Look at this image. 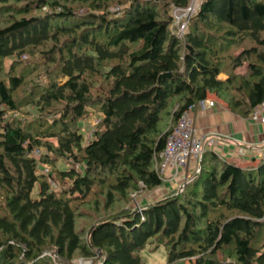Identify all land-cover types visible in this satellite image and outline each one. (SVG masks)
I'll list each match as a JSON object with an SVG mask.
<instances>
[{
    "label": "trees",
    "instance_id": "trees-1",
    "mask_svg": "<svg viewBox=\"0 0 264 264\" xmlns=\"http://www.w3.org/2000/svg\"><path fill=\"white\" fill-rule=\"evenodd\" d=\"M167 1L169 14H160V0H73L91 12L78 17L58 0H33L22 8L23 17L0 27V72L2 61L48 44L52 47L43 58L58 64V76L24 105L15 100L22 78L0 81V188L5 191L0 264H52L39 259L47 245L67 261L100 252L99 264H144L140 252L155 238L164 242L165 264L191 259L223 264L216 258L223 248L231 249L233 264H264V158L242 169L206 151L182 195L141 210L140 217L132 213L100 221L86 239L76 231L74 198L106 184L109 175L113 183L105 208L116 197L125 202L132 186L159 188L155 165L183 112L234 84L217 78L222 49L210 34L213 27L253 43L233 60L235 69L243 62L255 64H248L242 99L226 108L248 118L264 104V0H205L180 39L170 27L171 8L185 9L189 0ZM112 2L125 5L117 17L107 13ZM43 8L51 13L29 15ZM175 99L179 107L170 114L175 125L164 133L159 124ZM23 106L40 112L32 129L10 115ZM54 107L59 117L47 125L41 114ZM94 110L100 123L83 145L77 124ZM40 138L56 141L48 146L50 154L76 162L77 169L57 171L69 182L65 196L37 173L39 164L50 162L32 155ZM35 186L38 199L32 200Z\"/></svg>",
    "mask_w": 264,
    "mask_h": 264
},
{
    "label": "rangeland",
    "instance_id": "rangeland-1",
    "mask_svg": "<svg viewBox=\"0 0 264 264\" xmlns=\"http://www.w3.org/2000/svg\"><path fill=\"white\" fill-rule=\"evenodd\" d=\"M5 2H0V27L6 26L5 23H8L11 19H19L24 16L22 8L29 2L33 0H4ZM63 7H66L73 11L75 16L84 17L88 15L90 10L85 6L73 2V0H58ZM205 0H189L188 6L185 9L171 8V17L172 24L171 30L175 33L177 39L181 37L178 36L180 25L186 24V26L191 23L195 14L199 10L201 4ZM160 14L162 11H170V7H166L168 4L167 0H160ZM166 7V9L164 8ZM125 7V5H119L115 2H112L108 5L107 13L116 17L119 15L120 11ZM43 13H51L48 8H43L39 11H31L29 15H39ZM94 14H99V12H94ZM214 26V25H213ZM226 28L218 29V27H213L210 31V34L216 39V47H221V52L217 54L216 61L219 65V76L217 77L220 81L226 82L228 79H232L234 84L229 86H224L222 88V93H220L221 99L218 98L216 93L209 94L206 101L209 100L215 105L219 103L222 107H227V104H230L231 101L241 100L244 95V89L242 88V83L248 80V64L254 63V60L250 62H243L239 68H233V60L236 59L243 51L248 50L253 47V43L248 40L247 36L243 38L231 39L226 34ZM63 42V41H62ZM60 45L61 46V43ZM52 44H48L45 47H38L35 49H30L28 52L24 53L21 56L9 58L2 61L1 72H0V81L5 82L6 78L10 75L19 76L22 78V86L15 92V100L17 104H25L31 102L33 99L34 93H39L41 88L47 85L48 81L56 78L58 76V64L46 62V59L43 58V55L51 49ZM58 62V54H54L52 57ZM96 80L100 81L97 77H94ZM241 79V80H240ZM243 80V81H242ZM239 88V90H238ZM226 103V104H225ZM179 107V100H171L168 102V108L165 111V114L162 115L159 128L161 131L169 132L175 125V121L172 119L170 114ZM59 108H52L48 111H43L41 117L44 118L43 122L46 121L47 125L51 124L53 119H58ZM227 109V108H226ZM31 111V112H30ZM29 113H33L29 114ZM263 113V115H262ZM40 114L33 110V107L23 106L20 108L14 115L10 114L13 121L18 122L21 126L30 127L34 125L37 121L35 115ZM260 114L264 117V109L260 110ZM250 116L248 117V119ZM49 123V124H48ZM100 118L97 114V111H91L89 117L86 120L78 123V131L82 134L83 145L88 142L91 138L93 131L99 126ZM33 127H30L32 129ZM45 129V128H44ZM47 129V127H46ZM31 131V130H30ZM56 132V131H55ZM36 133V132H34ZM34 133H31L33 136ZM50 134L51 132L48 131ZM46 137H48V135ZM205 136V135H204ZM43 137V136H41ZM39 144L41 147L33 149L32 155L36 158L47 156L50 160L49 164L37 166V173H41L44 176L45 180L48 181L49 188L54 191L56 194H61L65 196L66 191L69 187V182L60 180L57 175V171L67 170L69 168H76L77 165L74 160L67 158H56L55 155L50 154L48 146L55 147L56 141L51 138H40ZM264 158V152L258 158ZM200 166V165H199ZM198 166V167H199ZM196 165H192L186 171L181 174L173 184L171 188L163 187L165 184L162 183V186L153 190H145L140 184L128 191V196L125 200H120L119 197H116L114 203L110 208H105L106 197L105 194L108 190V187L113 183V178L109 175L107 178L106 184H96L92 187L91 191L85 196L76 197L75 200L71 202L72 209L75 215V228L79 235H82L84 239L89 232V230L97 225L100 221L113 219L115 217L124 216L125 214H137L139 217V212L141 210L167 198L170 196L182 195L185 191L187 183L190 181L191 177L195 175ZM79 169V168H78ZM117 196L116 194H114ZM4 198L5 191L0 188V216L4 213ZM31 199H38V187L35 186L31 193ZM264 238L260 236V243H263ZM161 243V244H159ZM260 244V246H261ZM164 242L155 238L151 243L140 252V257L144 264H165L166 255L164 250ZM260 246L258 248L260 249ZM230 248H223L216 258L223 264H233L234 259L232 258ZM43 258L44 262H50L52 264H99L103 259V256L100 252H95L94 256L91 258H84L81 256H74L72 260L67 261L66 259L59 257L56 253V250L51 246L47 245L42 253L39 256V259ZM193 259L184 260L177 262L175 264H195Z\"/></svg>",
    "mask_w": 264,
    "mask_h": 264
},
{
    "label": "crops",
    "instance_id": "crops-1",
    "mask_svg": "<svg viewBox=\"0 0 264 264\" xmlns=\"http://www.w3.org/2000/svg\"><path fill=\"white\" fill-rule=\"evenodd\" d=\"M193 116L196 133L205 135L212 142V150L220 158L231 161L242 169L250 168L258 162L264 152V124L242 118L219 103L205 112L196 111ZM177 178L164 182L163 187L171 188L170 185Z\"/></svg>",
    "mask_w": 264,
    "mask_h": 264
},
{
    "label": "built area",
    "instance_id": "built-area-1",
    "mask_svg": "<svg viewBox=\"0 0 264 264\" xmlns=\"http://www.w3.org/2000/svg\"><path fill=\"white\" fill-rule=\"evenodd\" d=\"M180 28L179 32H177L179 37L183 35L186 24L181 23ZM213 106L212 102L199 101L185 110L177 121L174 129L168 135L164 149L159 154V160L155 165L162 183L177 178L178 175L189 169L191 165L192 168L194 165L197 166L195 174H198L204 152H213L212 142L207 140L206 136L196 133L193 116L194 112H205ZM262 109H264V104L255 109L249 119L252 122L264 124V117L260 114ZM213 153L220 158L215 152ZM139 215L141 216V212H139Z\"/></svg>",
    "mask_w": 264,
    "mask_h": 264
}]
</instances>
